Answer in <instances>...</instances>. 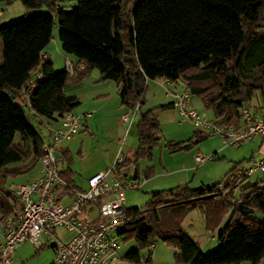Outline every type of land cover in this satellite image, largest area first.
Returning a JSON list of instances; mask_svg holds the SVG:
<instances>
[{"label": "trees", "instance_id": "trees-1", "mask_svg": "<svg viewBox=\"0 0 264 264\" xmlns=\"http://www.w3.org/2000/svg\"><path fill=\"white\" fill-rule=\"evenodd\" d=\"M19 1L28 11L0 27V220L19 202L5 180L39 164L44 144L51 142L49 125L80 104L66 88L94 69L119 85L120 105L128 110H141L147 82L158 78L168 79L172 91L188 90L214 118L235 128L244 126L240 109L255 95L264 106V0ZM39 8L45 11H32ZM55 22L62 51L85 65L74 74L56 70L43 54ZM135 130L137 146L117 166L120 179H131L133 172L139 179L140 159L153 157L161 137L154 108L140 112ZM211 135L195 129L187 140L165 146L171 152L190 150ZM60 155L59 163L70 152ZM241 163L223 176L228 182L221 191V181L198 187L187 182L149 192L142 208L127 207L121 235L137 247L122 259L150 262L151 254L144 259L139 250L161 240L174 249L175 264H258L264 258V180L235 186L233 173ZM58 169L71 189L78 188L69 166ZM143 174L152 177L153 166ZM195 208L205 229L217 233L218 247L206 254L183 227Z\"/></svg>", "mask_w": 264, "mask_h": 264}, {"label": "rangeland", "instance_id": "rangeland-1", "mask_svg": "<svg viewBox=\"0 0 264 264\" xmlns=\"http://www.w3.org/2000/svg\"><path fill=\"white\" fill-rule=\"evenodd\" d=\"M72 5L73 2H67ZM0 27L14 22L18 17L24 15L28 10L19 1L12 3L0 2ZM32 11H45L44 8L33 9ZM43 54L49 56L56 70L64 67V58L74 59L71 55H66L61 49L59 40V27L55 24L52 27L51 39L43 49ZM100 74L94 69L82 80L81 84L67 88L68 93L75 94L80 100V104L73 109L74 113L89 115L86 127L81 126L79 132L69 139L56 144L55 149L61 154L69 150L70 157L62 158L58 164L59 168L69 166L74 172V181L78 187L85 188L86 180L91 175L103 171L112 166L117 158L131 156L137 146L136 122L140 112L154 108V112L159 120L161 137L159 143L153 148L152 159H140L139 178L145 183L137 189L127 190V207L142 208L149 198V192L159 189H168L177 185L178 178L187 175V179L182 182H189L190 186L212 185L220 182L223 176L232 168L235 162L242 161L240 167H247L251 163L250 156L258 160L259 138L241 142L236 147L224 146L221 139L216 135H211L206 139L198 141L190 150H179L171 152L166 146V142H179L187 140L196 129L192 122L182 118L178 112L172 108L165 107L168 103L166 92L173 89V85L165 83L162 79H150L145 92V102L140 111H136L130 126L122 122L119 118L128 109L121 107L120 99L111 94L110 98L99 99L95 93L103 86L99 81ZM258 95H255L246 108L252 111L258 103ZM191 105L201 117L214 118L212 112L206 109L197 97L191 98ZM121 108V110H119ZM86 111V113H83ZM121 113V114H120ZM120 114V117H119ZM86 117V116H85ZM42 135L47 140V134L42 129ZM45 131V132H44ZM200 152L203 155H214V159L207 160L203 164L193 165V156ZM250 159V160H249ZM153 166L154 174L146 179L143 170ZM40 165L25 174L8 177L5 180V187L15 189L16 185L26 183L39 176ZM190 169V171H188ZM129 172H133L132 167ZM259 180H264L263 172H256L246 178L242 185H248ZM238 193V189L235 190ZM183 227L189 234L198 241L201 252L209 253L218 247L216 232H209L205 229L203 217L197 208L190 210L183 220ZM71 233L64 228L55 229L54 236L50 242L55 240L66 241ZM38 246L32 243H23L14 252L12 264H52L54 250L45 247L35 254ZM136 243L133 240L122 241L118 254L121 257L119 264H175L174 249L161 240H156L152 247H145L139 250L140 255L145 259L151 254L150 262L142 260L140 263H133L122 259L125 255L135 249ZM240 264H252L249 261ZM264 264V258L258 263Z\"/></svg>", "mask_w": 264, "mask_h": 264}, {"label": "built area", "instance_id": "built-area-1", "mask_svg": "<svg viewBox=\"0 0 264 264\" xmlns=\"http://www.w3.org/2000/svg\"><path fill=\"white\" fill-rule=\"evenodd\" d=\"M64 64L69 74H74L75 68L82 70L85 66L70 59H66ZM39 77L40 73L31 80L30 89ZM162 81L169 83L168 79ZM168 93L172 96V108L182 118L191 121L196 129L218 136L224 146L236 147L243 141L259 138L260 158L234 171L235 186L258 171L264 173V106L253 115L242 107L240 113L244 126L235 128L223 122L222 118L201 117L191 105L192 97L188 90H169ZM136 111L135 107L121 115L120 119L128 125L127 128ZM84 116L68 111L49 125L51 142L44 144L39 176L16 185L14 192L19 202L0 220V264H12L17 246L27 242L38 247H51L54 250L52 264L120 263L121 231L128 220L125 193L131 189L138 190L144 180L117 177V166L122 161V158H117L111 167L87 178L85 188H70L59 173L60 156L55 146L78 133ZM213 158V155L197 152L194 162L201 165ZM227 182L228 179H222L219 191ZM59 227L71 235L66 241L51 243L55 229Z\"/></svg>", "mask_w": 264, "mask_h": 264}, {"label": "crops", "instance_id": "crops-1", "mask_svg": "<svg viewBox=\"0 0 264 264\" xmlns=\"http://www.w3.org/2000/svg\"><path fill=\"white\" fill-rule=\"evenodd\" d=\"M0 16H2L3 15V13L0 11ZM67 55V54H66ZM47 57H49L48 55H47ZM66 59H69V58H64V62H65V60ZM71 60V59H70ZM73 61L75 62V60L73 59ZM64 67H65V64H64ZM63 67V68H64ZM78 70H80V69H78ZM99 81L102 83L101 85H105V87L103 86L100 90H97V93H95V95H96V97L97 98H101V99H104V98H110L111 97V94H113V97H118L119 98V85L115 82V81H113V80H102L101 79V77H99ZM82 82V81H81ZM81 82L80 83H78V84H81ZM78 84H75V85H78ZM147 85H148V82H147ZM71 86H73V85H71ZM148 87V86H147ZM69 88V87H68ZM66 90H67V88H66ZM169 90H171V89H169ZM67 92V91H66ZM68 93V92H67ZM71 94H73V93H71ZM166 94H167V96H168V103L167 104H171V102H172V96H171V94L170 93H168V92H166ZM258 99V103L255 105V108L252 110V111H250V113L253 115V114H256L257 112H258V110L260 109V100H259V98H257ZM121 107H124V106H121ZM169 108H172V107H169ZM173 109V108H172ZM119 110H121V108L119 109ZM83 113H86V111H83ZM76 114H79V113H76ZM80 114H82V113H80ZM87 114V113H86ZM121 114V113H120ZM120 114H119V117H120ZM86 116V117H85ZM84 116V119H83V127H86V125H87V118L89 117V115L87 114V115H85ZM120 119V118H119ZM121 120V119H120ZM123 122V121H122ZM57 153H58V155L61 157V155H60V152L59 151H57ZM195 156V155H194ZM194 156H193V165L195 164V162H194ZM72 170V169H71ZM188 171H190V169H188ZM188 177H187V175H185V176H183V177H181V178H178V180L176 181L177 182V184H180V185H182V182H184L186 179H187ZM133 180H140V178L138 179L137 177H136V179H133ZM144 183H145V180H144ZM143 183V184H144ZM78 188H81V187H78ZM23 244V243H22ZM22 244H20V245H22ZM20 245H18V246H20ZM17 246V247H18ZM17 249V248H16ZM16 251V250H15ZM14 257V256H13Z\"/></svg>", "mask_w": 264, "mask_h": 264}, {"label": "water", "instance_id": "water-1", "mask_svg": "<svg viewBox=\"0 0 264 264\" xmlns=\"http://www.w3.org/2000/svg\"><path fill=\"white\" fill-rule=\"evenodd\" d=\"M57 155H58V153H57ZM132 179H136V173L135 172H133V174H132Z\"/></svg>", "mask_w": 264, "mask_h": 264}]
</instances>
